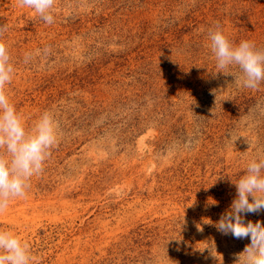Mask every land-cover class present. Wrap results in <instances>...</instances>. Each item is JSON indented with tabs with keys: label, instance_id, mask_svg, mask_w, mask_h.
Segmentation results:
<instances>
[{
	"label": "rangeland",
	"instance_id": "rangeland-1",
	"mask_svg": "<svg viewBox=\"0 0 264 264\" xmlns=\"http://www.w3.org/2000/svg\"><path fill=\"white\" fill-rule=\"evenodd\" d=\"M53 15L0 0L5 92L27 128L45 111L59 125L0 230L32 264H237L250 237L215 224L264 156V82L217 73L207 33L264 49V0H55Z\"/></svg>",
	"mask_w": 264,
	"mask_h": 264
},
{
	"label": "clouds",
	"instance_id": "clouds-1",
	"mask_svg": "<svg viewBox=\"0 0 264 264\" xmlns=\"http://www.w3.org/2000/svg\"><path fill=\"white\" fill-rule=\"evenodd\" d=\"M17 4L31 9L46 24L54 23L55 0H17ZM6 31L7 26L0 24V214L12 200L26 197L32 177L44 171L46 160L59 143V125L52 113L43 112L27 128L5 92L15 72L2 41ZM207 35L217 73L231 75L237 86L249 89L264 82V49L248 40L234 44L219 25L209 29ZM29 58L26 54L25 62ZM232 68L238 74H233ZM234 184L236 197L215 227L221 234H231L236 239L250 237V244L237 255V264H264V225L259 221L245 222L246 214L264 210V156L250 160L245 174ZM0 264H32L28 244L11 231L0 230Z\"/></svg>",
	"mask_w": 264,
	"mask_h": 264
}]
</instances>
